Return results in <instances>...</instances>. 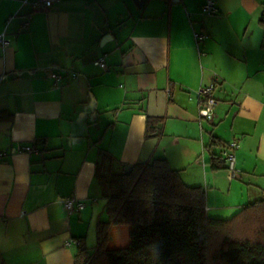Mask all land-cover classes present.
<instances>
[{
    "label": "crops",
    "instance_id": "crops-1",
    "mask_svg": "<svg viewBox=\"0 0 264 264\" xmlns=\"http://www.w3.org/2000/svg\"><path fill=\"white\" fill-rule=\"evenodd\" d=\"M205 2L58 0L37 11L0 0V33L11 40L0 48V111L11 114L0 121V150L9 151L0 161V264H74L69 239L96 246L97 222L107 219L95 176L103 153L116 171L166 159L185 185L204 190L211 218L264 199V0H213L211 14ZM212 83L208 121L197 93ZM229 141L238 144L235 177L223 159L211 165ZM70 197L84 209L66 211ZM111 237L127 245L128 228L112 226Z\"/></svg>",
    "mask_w": 264,
    "mask_h": 264
},
{
    "label": "trees",
    "instance_id": "trees-1",
    "mask_svg": "<svg viewBox=\"0 0 264 264\" xmlns=\"http://www.w3.org/2000/svg\"><path fill=\"white\" fill-rule=\"evenodd\" d=\"M7 120L11 114L0 111V121ZM155 121L147 120V137ZM222 161L220 152L211 165L221 168ZM113 162L103 153L95 172L107 219L97 222L93 248L77 238L74 264H264V199L230 219H215L207 215L204 190L185 185L166 159L135 163L127 171H116ZM117 225L128 227V243L108 248Z\"/></svg>",
    "mask_w": 264,
    "mask_h": 264
},
{
    "label": "built area",
    "instance_id": "built-area-1",
    "mask_svg": "<svg viewBox=\"0 0 264 264\" xmlns=\"http://www.w3.org/2000/svg\"><path fill=\"white\" fill-rule=\"evenodd\" d=\"M56 1L58 0H24L25 3H30L34 10H46L50 8ZM203 12L205 13H215L216 7L214 5L213 0H206L205 4L203 5ZM27 24V23H26ZM195 38L197 41H201L205 38V35L196 33ZM10 38L4 33H0V48H4L10 44ZM95 65L104 68L105 67V60L103 57L99 58L95 61ZM51 77L55 80L59 79V76L55 73H51ZM215 85L209 84L199 89L197 93L198 97V105H199V116L204 118L208 121H213L214 119V110L217 104V100L213 96ZM221 155L222 159L225 163V168L228 170L232 177L236 176V156L235 152L238 149V144L236 141H229L224 143L222 146ZM21 151H25L27 153L34 152V149L30 145H25L21 148ZM8 149L0 150V161L4 160L8 155ZM64 207L66 211L69 213L79 212L86 206L85 201L76 200L73 197L66 198L64 200ZM79 240L77 238L69 239L66 242V245H78Z\"/></svg>",
    "mask_w": 264,
    "mask_h": 264
},
{
    "label": "rangeland",
    "instance_id": "rangeland-1",
    "mask_svg": "<svg viewBox=\"0 0 264 264\" xmlns=\"http://www.w3.org/2000/svg\"><path fill=\"white\" fill-rule=\"evenodd\" d=\"M123 227H127V226L123 225ZM124 246L126 245H123V243H120L119 241L117 243H113L112 237L108 240V243H107L108 248H113V247L119 248V247H124Z\"/></svg>",
    "mask_w": 264,
    "mask_h": 264
},
{
    "label": "water",
    "instance_id": "water-1",
    "mask_svg": "<svg viewBox=\"0 0 264 264\" xmlns=\"http://www.w3.org/2000/svg\"><path fill=\"white\" fill-rule=\"evenodd\" d=\"M134 2L138 7H141L145 3V0H134Z\"/></svg>",
    "mask_w": 264,
    "mask_h": 264
}]
</instances>
